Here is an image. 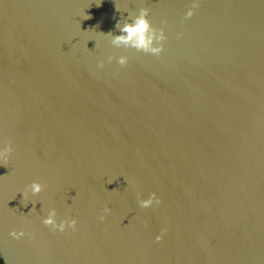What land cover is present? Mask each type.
Here are the masks:
<instances>
[{
	"label": "water",
	"instance_id": "water-1",
	"mask_svg": "<svg viewBox=\"0 0 264 264\" xmlns=\"http://www.w3.org/2000/svg\"><path fill=\"white\" fill-rule=\"evenodd\" d=\"M192 3L0 0L3 264H264V0Z\"/></svg>",
	"mask_w": 264,
	"mask_h": 264
},
{
	"label": "clouds",
	"instance_id": "clouds-1",
	"mask_svg": "<svg viewBox=\"0 0 264 264\" xmlns=\"http://www.w3.org/2000/svg\"><path fill=\"white\" fill-rule=\"evenodd\" d=\"M199 6L198 0H193L192 6L188 8L187 12L185 13V17L190 18L193 15V9L197 8ZM147 9H141V14L136 18V20L131 24H125L123 28H121V33H126L127 35H117L113 38V41L115 43L124 42L127 44L129 41L133 42V46L138 49H143L145 52H150L152 54H155L159 56V54L163 51V44H159L157 46H153L152 44V35L149 34V28L150 24L146 18ZM90 16H86L85 19H90ZM110 34V33H109ZM157 40L164 41L166 40V36L164 33V30L160 29L159 36L156 37ZM109 62H111V58H109ZM128 62V58L125 56H120L117 59V63L121 66L126 65ZM98 67L103 68L104 62L101 61L98 64ZM13 151L12 146L10 143L5 144L3 148H0V161H3L5 164L7 163L9 156L8 153H11ZM41 191V186L38 182L33 181L31 185V192L33 194L39 193ZM23 198L27 199L28 192L23 191ZM153 201L155 202V205H159L161 203L160 198L157 196L155 192H152L148 199H142L139 200V205L142 208H149L153 206ZM111 210L109 207L105 206L103 209V213L107 214ZM101 220L105 219V216L102 214L100 216ZM42 223L45 226H50L51 230L53 231H60L64 232L66 227L71 228L73 231H75L77 221L75 218L72 219H61L59 222L56 218V210L54 208L49 209L48 214L42 218ZM166 229H161V233L158 234L155 239L156 241H160L163 236V232H165ZM9 235H11L15 239H20L21 237H24L26 235L25 231L23 229H20L17 231L16 229H13Z\"/></svg>",
	"mask_w": 264,
	"mask_h": 264
},
{
	"label": "trees",
	"instance_id": "trees-1",
	"mask_svg": "<svg viewBox=\"0 0 264 264\" xmlns=\"http://www.w3.org/2000/svg\"><path fill=\"white\" fill-rule=\"evenodd\" d=\"M0 264H3V261H2V259L0 258Z\"/></svg>",
	"mask_w": 264,
	"mask_h": 264
}]
</instances>
